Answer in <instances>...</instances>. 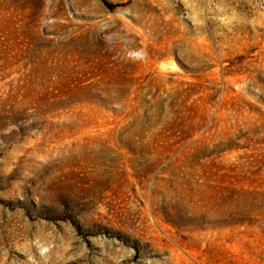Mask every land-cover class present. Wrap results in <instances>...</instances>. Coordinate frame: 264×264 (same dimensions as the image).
<instances>
[{
    "label": "rangeland",
    "instance_id": "374dc122",
    "mask_svg": "<svg viewBox=\"0 0 264 264\" xmlns=\"http://www.w3.org/2000/svg\"><path fill=\"white\" fill-rule=\"evenodd\" d=\"M0 264H264V0H0Z\"/></svg>",
    "mask_w": 264,
    "mask_h": 264
},
{
    "label": "water",
    "instance_id": "95a60500",
    "mask_svg": "<svg viewBox=\"0 0 264 264\" xmlns=\"http://www.w3.org/2000/svg\"><path fill=\"white\" fill-rule=\"evenodd\" d=\"M173 61V62H172ZM176 64V61L173 59H167L161 62V65L167 69H170L172 67H174Z\"/></svg>",
    "mask_w": 264,
    "mask_h": 264
}]
</instances>
